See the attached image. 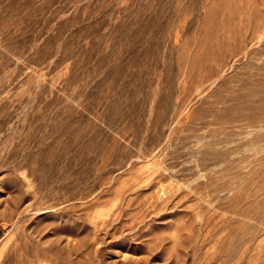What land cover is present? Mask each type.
Masks as SVG:
<instances>
[{
    "label": "rangeland",
    "instance_id": "1",
    "mask_svg": "<svg viewBox=\"0 0 264 264\" xmlns=\"http://www.w3.org/2000/svg\"><path fill=\"white\" fill-rule=\"evenodd\" d=\"M0 264H264V0H0Z\"/></svg>",
    "mask_w": 264,
    "mask_h": 264
},
{
    "label": "bare ground",
    "instance_id": "2",
    "mask_svg": "<svg viewBox=\"0 0 264 264\" xmlns=\"http://www.w3.org/2000/svg\"><path fill=\"white\" fill-rule=\"evenodd\" d=\"M261 38V37H260Z\"/></svg>",
    "mask_w": 264,
    "mask_h": 264
}]
</instances>
